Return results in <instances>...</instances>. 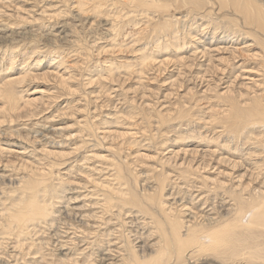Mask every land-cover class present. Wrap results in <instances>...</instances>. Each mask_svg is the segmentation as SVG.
Wrapping results in <instances>:
<instances>
[{
	"label": "rangeland",
	"instance_id": "374dc122",
	"mask_svg": "<svg viewBox=\"0 0 264 264\" xmlns=\"http://www.w3.org/2000/svg\"><path fill=\"white\" fill-rule=\"evenodd\" d=\"M79 1L0 0V264H128L129 247L138 249L141 255L144 247L149 248L145 250L150 253L152 249L161 250L163 245L160 237L153 233L154 229L143 225L150 220L140 214L138 207L141 203L146 208L148 205L147 209H154L151 213L159 217L157 207L152 205L153 208L144 198L145 193L155 192L158 174L164 172L169 176L163 195L170 210H185L190 216L206 219V216L213 217L214 208H220L218 212L228 208L221 203L226 198L223 194L212 195L210 178L214 177L211 172L215 169L209 168L217 160L210 155L215 152L219 158L224 156L240 162L242 172L247 167L237 158L240 152L235 151V146L223 140L222 129L216 126L213 130L207 125L210 105L214 113L220 111L217 94L227 88L237 92L242 84H250L252 76L246 79L241 71L236 72L239 64L247 66L244 63L237 62L232 73L228 70L231 65L226 59L238 55L235 49L242 45L222 41L218 46L212 44L211 25L183 14L187 19H182L180 29H184V33L191 26L193 34L186 38L179 36V49L173 51L170 46L166 51L152 49L153 52H149L150 41L164 45L173 36L161 27L150 30V21L141 16L139 5L126 4L129 2L126 0ZM92 1L103 4L95 11L97 13H93ZM259 1L264 3V0ZM123 15L134 16L136 20L126 23L128 16ZM115 16L118 21H113ZM138 25H145L146 29ZM190 37L199 39L198 48L189 43L193 41ZM139 38L146 40H143L145 43ZM183 41L189 46L183 45ZM145 46L147 50L143 52ZM145 53L150 56L148 61H143ZM142 62L150 64L141 68ZM209 84L213 85L209 89L214 90V94L206 91ZM230 149L234 151L229 152ZM120 164L123 165L119 167ZM179 165L192 169L207 167L199 170V174L190 172L189 175L182 170L179 173ZM117 166L124 171L121 172L124 174L122 183L135 189L130 188L132 193L138 194L137 200L141 193L145 200L140 198L138 205H133L134 209L117 208L115 204L111 214H103L98 207L104 190L108 185L119 190L113 177ZM35 169L43 173L37 180L40 187H32L31 194L25 196L29 198L25 199L17 183L21 178L27 181L25 177L30 171H37ZM129 169H132L130 174ZM40 192L46 195L44 193L43 197ZM39 197L45 198V203ZM22 200L23 203L29 201L21 204L23 209L20 210L23 214L26 212L24 215L29 219L17 220V224L12 222L8 231L4 220L8 212L16 214ZM33 200L41 203L40 206H48L44 207L50 214L47 219H33L36 210L29 207ZM181 203L186 208L181 209ZM27 205L29 209L25 208ZM113 216H117L116 219ZM158 219L161 220V216ZM19 221L25 225L21 226ZM38 221L41 222L36 223ZM263 235L260 238L264 239ZM262 239L257 242L263 241L261 245H264ZM167 260L162 259L163 264H176L170 258ZM218 260L202 254L183 264H244V261L262 264L255 259L249 262L239 258Z\"/></svg>",
	"mask_w": 264,
	"mask_h": 264
},
{
	"label": "bare ground",
	"instance_id": "6f19581e",
	"mask_svg": "<svg viewBox=\"0 0 264 264\" xmlns=\"http://www.w3.org/2000/svg\"><path fill=\"white\" fill-rule=\"evenodd\" d=\"M80 1H82V0H80ZM80 1H79V3H80ZM99 1H98V3L95 1H92L93 5L91 7H92V10L94 11L93 13H97L95 11L98 10V8L100 7V4H101V3H99ZM126 1L127 2L129 1L126 4L134 5V6L135 5L140 6V12L139 13L141 14L142 17H146L147 20L150 21L149 26H150V28L152 27V29H150V30H154L155 28L157 29V27L159 29V27H161L162 29H165L166 32L172 33L170 35L173 37L168 38L169 42L171 41L170 43L166 42L164 45H160V44L158 45L157 42L156 43L154 42L155 47H153L154 43L152 42L153 43L152 44L150 41L151 44L149 43V45H152V47L148 50L149 52L156 51V49L157 50L164 49L166 51L168 48H170V46H172L171 48L173 51L176 49H179L180 48L179 43H178L179 36H183L184 38H186V37H189L194 32V31L190 32L191 26L190 27L188 26L190 23V22L189 23L187 22L188 20L186 22L188 23L187 26L189 28H187V29H189V30L186 29V31H184V33H183L184 29L183 30H181L182 28L180 29V26H181L180 24H181L182 19L183 18L187 19L186 16L188 14L190 15V17L195 16L197 18V19L195 18L197 21H204L205 20V22H207L208 24L211 25V27L213 28L212 33H211L213 38H210L211 39L210 42L212 44L218 46L219 42L222 41V43H225V44L234 45L236 43V45H242V48L235 49V50H237L236 53L238 55H235V57L233 59H231V58H229V60H228V58L226 59L227 62L229 63V65H231V67H228L229 68L228 70H229V72L232 73L233 70L235 69L234 65L237 62L240 61L241 63H244L247 66L245 67V66H241V64H239L238 65L239 67L237 66L238 69L236 70V72L241 71V75L246 76L247 77L246 79H249L252 76V79L249 80L250 84H242V86H240L241 88L239 90H237V92H235L232 88H227L224 92L220 91L221 94H217V98H216L218 100L217 105H218L220 111H219V113H214L211 109L212 105H210L211 108H210V111L208 113L209 114V122L207 125L210 127V129H213V128L215 129L216 126L218 128L220 127L222 129L220 134L221 135L223 134V136H222L223 140L228 141L229 144L235 146V151L240 152L237 158H240L242 160L241 163L243 165L246 164L247 167H246L245 171L242 172V171H240L241 170L240 168L242 167V165L240 166V162H238V163L234 162V161H232L229 158H226L224 156L219 158V155L215 156V152H213V154L210 155L211 157H214L217 160L216 163L213 166L211 165V167L209 168V169H215L213 171V173L211 172V174H213L214 177L210 178V181L213 185V187L211 188L212 193H213L212 195L215 194V197H216L217 195H219V193L223 194L222 197L225 196L226 198L224 200L222 199L221 203L227 204L228 208L223 209L224 210L223 212H218V211H220V208H218V209L214 208L213 209L214 214L213 215L211 214L213 217L209 216L210 217L209 218L208 216H206V219H205V217L202 216V218H199L201 221H198L199 219L196 218L197 215L196 216L194 215L195 217L190 216V215H188L190 213L185 212V210H182V211L180 210L178 212L177 210H170L169 208H171V207L166 206L168 204V201L165 200L166 195H163V194H166L164 192V190H165L164 188L167 184V181H169L168 180L169 176L165 175L164 172H163V174L162 173L158 174L157 180L155 179V181H156L155 184L157 185L154 189L155 192L151 193L149 191L150 193L149 194L147 193L148 195H146V193H145V196H144V198H146V200H145L143 197L140 196V195H142V193H141L142 191L139 189L141 191L139 193H141V194H139V200H137L138 194L135 195L134 193L131 192L132 191L131 189H134V188L128 187V185L124 182L122 183V181L124 179V177H123L124 174L122 175L121 172L124 173V171H120L121 168L119 169V167H121L123 165V164L122 165L120 164L119 167L117 166L118 169H114L115 172L113 175V177H115L114 178L115 182L117 181V183L119 184L118 185L119 190L115 189L114 186L112 188H110L111 186H109V185L106 187V189L103 192V195H102V198L100 200L99 207H98L101 210L100 213L111 214L112 210L114 209V208H112V206L113 205L115 206V204H116L117 208H118V206H121V208L125 207L126 209L128 206H129V208H132L134 204H135L134 206L138 205V201H140V198L142 200L144 199L145 202L146 201L150 202L151 206L154 205L157 207V211H159V213H160L159 217L161 216V218L163 219L164 222L161 221L162 219L159 220L158 219L159 217H155L156 215H154V214H156V213H154V214L151 213V212H153L154 209H152V211H150V209L149 210L147 209L149 207L148 205H147V208L142 206L141 205L142 203L138 205V207L141 210L140 214H142V215L145 214V217L147 216L150 220V222H148V223L144 222L145 224H143V225L149 229L153 228L155 231L153 233L158 235L160 237L161 241L163 242L162 243L163 245L161 244L162 246L160 247L161 250L154 251V249H152V251L149 250V251H151L149 253L145 250L147 247H144L145 249L142 248V250L140 251L142 254L140 255V254H138L139 253V251H137L138 249L134 250V249H132L133 247H129L127 250L129 252L128 259H127L128 264H163L162 259L164 260V258H167L168 260L170 258L176 264H181V263L183 264L184 262L189 263L190 261H193V259L197 255L200 256L202 254H208L209 256H212L215 259H219L218 260L219 262H220V259L222 261V260H226V259L229 260V259L239 258L240 260L241 259H243V260L248 259L247 260L248 262L251 259H252V261L260 260L261 263L264 264V245H261V243L263 242L262 240H264V239L260 238V235L264 234V3H262L259 0H126ZM101 5H103V4H101ZM79 6H81V5H79ZM79 6H78V8H80ZM82 7H84V6H82ZM180 8H182V10H185V11H182V10L179 11L178 9H180ZM72 9H74V8H72ZM109 9H110V7H109ZM126 9H128V8H126ZM132 9H134V8H132ZM85 10H88V9H85ZM82 11L83 10H80V12H82ZM125 12H127V11H125ZM84 13H86V12H84ZM175 13H177L178 15H181V17L176 18L177 14H175ZM81 14L85 15L83 13H81ZM89 14L90 13H88V15ZM117 14H118V12H117ZM183 14H185L186 16ZM153 15H155L156 17ZM123 16H125V15H123ZM126 16H128L126 23L131 22L130 20H136V17H134V16L133 17H131V16L129 17V15H126ZM126 16H125V18H126ZM117 18L118 17L115 16L113 18V21H116ZM221 20H223L222 23H220ZM110 21H112V20H110ZM124 21H125V19H124ZM145 23H146V21H145ZM123 25H125V24H123ZM176 25H178V27ZM191 25H193V24H191ZM139 26H141V25H138V27ZM183 26H184V24H183ZM133 27H134V25H133ZM142 27L143 26H141L140 28H142ZM143 28L146 29L145 25ZM217 31H218V34L216 33ZM152 32H154V31H152ZM213 32H214V34H213ZM179 33H180V35H179ZM207 33H208V31H207ZM141 35H142V33H141ZM195 35H196V31H195ZM215 35H216V37H215ZM204 36H206V34H204L202 36V38H204ZM134 37H135V34H134ZM164 37L166 38V36H164ZM192 37H190V38H192ZM139 39L141 41L142 38H139ZM216 39L219 41H217ZM143 40L144 39H142V41ZM161 40H162V37H161ZM190 40H193V38ZM144 41H146V40H144ZM163 41H165V40L163 39ZM158 42H161V41H158ZM190 42H192L193 46L198 48L199 39L197 40V38H196L193 41H189V43ZM129 43H128V45H129ZM147 43H148V41H147ZM189 43H186V41H183V45H186V44L188 45ZM168 44H169V46H168ZM112 45H113V43H112ZM190 46H192V45H190ZM193 46H192V48H193ZM11 49H10V51H11ZM152 49H153V51H150ZM142 50H143V52H145L147 50V47L145 46ZM173 51H171V52H173ZM217 51L219 52V50H217ZM175 53H178V52H175ZM194 53H195V51H194ZM115 54H116V52H115ZM233 54H235V53H233ZM144 56L145 57L143 58V61H145V59L147 60V58L150 57L148 54H146ZM191 56L193 59L194 54L193 55L191 54ZM237 56H240V57L236 58ZM155 57H157V56H155ZM195 57H196V55H195ZM152 58H153V56H152ZM226 60L224 59V61H226ZM140 61H142V60H140ZM166 62H167V60H166ZM166 62H165V64H166ZM191 63H192V60H191ZM149 64H150V62L149 63L145 62V64L143 63L141 68H146ZM250 64H253L254 66L251 67V66H249ZM130 65H128V66H130ZM163 65H164V62L162 63V66ZM159 66H161V65H159ZM224 66H225V64H224ZM108 70L110 71V69H108ZM234 73H235V71H234ZM114 74H115V72H114ZM111 78H112V76H111ZM253 78H256L257 80L256 79L253 80ZM211 87L213 88V85L209 84V86L207 87L208 89L206 91H211V89H209ZM212 93L214 94V90ZM215 103L216 102H214V104ZM88 132L89 133L91 132L90 128L88 129ZM92 132H93V130H92ZM233 151H234L233 149L229 150V152H233ZM231 156H233V155H231ZM125 164L128 165V163H125ZM26 165L29 166L28 164H26ZM182 165H183V163H182ZM179 166L180 167L177 168V170L179 169V173H181L180 170H182V172L184 171L185 173H188L189 175H191L190 172H194L196 174H199V172H200L199 170H201V169L204 170L207 167V166H205L203 168L196 167L195 169H192L190 166H188V167H182L181 165H179ZM42 168H43V166H42ZM48 168L50 169L51 167H48ZM35 170H37V171H30L29 176L25 177L26 180L28 178L27 181H23V180H21L22 179L21 178V179H19L20 181L17 183L19 190H21L22 194H23V196H21V195L20 196L24 197L25 199L27 198V197H25V196H27L26 194H28V193H30V191H32L31 190L32 187L33 188L36 187V189L40 187V186L39 187L37 186V185H40L38 182L39 181L38 177L40 175H42L43 173L41 171H38V169H35ZM131 170L129 169L128 172ZM128 174H130V172ZM182 174H184V173H182ZM50 175H52L51 172H50ZM81 177H83V176L81 175ZM125 177H127V175ZM135 177L136 176H134V178ZM155 178H156V176H155ZM29 179H30V181H29ZM73 179H74V177H73ZM125 179H128V178H125ZM130 179L132 181L133 178L130 177ZM130 179H129V181H130ZM50 180L51 179L49 178L48 181H50ZM133 181H135V180L133 179ZM136 181H135V183H137ZM33 182H35V185H33L34 184ZM125 182H127V181H125ZM135 183H134V185H135ZM51 185H53V184H51ZM62 186L63 185H61V187ZM77 187H79V186H77ZM44 188H45V186H44ZM36 189H34V190H36ZM45 189L47 190V188H45ZM55 189H53V190H55ZM148 189L150 190L152 188H148ZM148 189H146V190L148 191ZM43 190L44 189L42 188V191ZM46 190H45V192H47ZM136 190H138V189L136 188ZM14 191L17 192V189ZM36 191L39 192V189ZM63 191H64V189H63ZM157 191L159 192L158 194H156ZM58 192H57V194H58ZM44 193L40 192V194H42V196ZM143 193H144V191H143ZM40 194H39V196H41ZM57 194H55V195L58 196ZM45 195H46V193H45ZM20 196L18 194V198H20ZM49 196H51V195L48 194V197ZM45 197H47V196H45ZM91 197L92 196H90V198ZM39 198H41V197H39ZM11 200H10V202H11ZM23 200H22V203H20V204L17 203V204L18 205H21V204L25 205L27 202H29L26 200L27 202L23 203ZM41 200L44 201L45 198H44V200L41 198ZM16 201L18 202V200H16ZM46 201H47V199H46ZM51 201H52V199H51ZM32 202L33 203L31 205L29 204L30 205L29 207H31L30 210H33V211L36 210V216L34 215L35 218H33L34 220H36V218L37 219H45L46 217L50 216V214L48 213L49 212L48 209L44 208L47 205L40 206L41 203L39 204L38 201H37V203H35L34 200ZM174 202L172 201V203H174ZM176 202H178V201H176ZM44 203H45V201H44ZM110 203H113V204L110 205ZM182 203H181V205H182ZM144 205H145V203H144ZM21 206H22V208H21ZM21 206H19L20 208H18V210L14 209L16 207H12L13 211L16 210V214H15V212H14V215L12 212H8L9 213L8 218L3 217V218H5L4 221H5V225L7 226L6 228H8V231H10L9 229H11L12 228L11 226H13L12 222H15V224H17L18 223L17 220H22V219L26 218V216L24 215L26 212L23 214V212L20 211L21 209H23V205H21ZM172 207L174 208V206H172ZM25 208L29 209L28 205ZM139 208H137V210H139ZM183 208H186V206L182 205L181 209H183ZM221 208H222V206H221ZM132 209H134V208H132ZM123 210H125V209H123ZM121 212H120V215H121ZM154 212H156V210ZM10 213H11V215H10ZM140 214H139V216H140ZM185 214H187V215H185ZM34 216H32V217H34ZM32 217H30V218H32ZM113 217L115 218L117 216H113ZM26 219L24 220V222L27 221L29 218L27 220ZM30 220H32V219H30ZM46 221H48V220H46ZM22 222L19 221L20 224ZM29 222L31 223L32 221H29ZM40 222L38 221L36 223H40ZM20 224H19V226H20ZM22 224L23 225H21V226L25 225L24 223H22ZM107 224H108V222H107ZM17 228H18V226H17ZM22 232L24 233L25 229H23ZM19 233H21V230ZM5 234H6V232H5ZM14 234H16V233H14ZM20 235H22V234H20ZM263 236H261V237H263ZM259 238L262 239L261 243H258L259 242L258 240H260ZM125 241H126V239H125ZM124 245L125 244H123V246ZM154 245H156V244L154 243ZM147 249H149V248H147ZM125 250H126V248H125ZM119 254H120V252H119ZM256 254H258V255L262 254V255H259L260 257H258V256H256ZM254 257H258V258L256 259ZM68 259H70V258H68ZM101 261H102V259H101ZM223 262H221V263H223ZM244 264H249V263L244 261Z\"/></svg>",
	"mask_w": 264,
	"mask_h": 264
}]
</instances>
